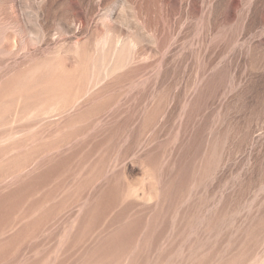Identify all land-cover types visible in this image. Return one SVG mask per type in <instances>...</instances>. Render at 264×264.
I'll return each mask as SVG.
<instances>
[{"label": "rangeland", "instance_id": "obj_1", "mask_svg": "<svg viewBox=\"0 0 264 264\" xmlns=\"http://www.w3.org/2000/svg\"><path fill=\"white\" fill-rule=\"evenodd\" d=\"M0 264H264V0H0Z\"/></svg>", "mask_w": 264, "mask_h": 264}]
</instances>
